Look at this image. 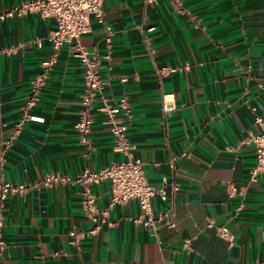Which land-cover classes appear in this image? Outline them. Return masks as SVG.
<instances>
[{"label":"crops","instance_id":"obj_1","mask_svg":"<svg viewBox=\"0 0 264 264\" xmlns=\"http://www.w3.org/2000/svg\"><path fill=\"white\" fill-rule=\"evenodd\" d=\"M26 1L0 0V14ZM179 1L182 12L175 0H104L110 60L103 58L105 26L95 18L79 40L102 57L108 103L128 99L133 157L144 163L151 185L166 186L168 199L153 200V227L137 221L134 200L110 208L113 226L78 245L69 233L91 227L84 186L46 187L43 179L75 178L125 157L113 150V134L96 108L91 149L81 142L75 125L84 66L75 44L62 48L38 102L26 108L56 21L36 13L0 20V184L27 186L0 198V264H264V175L250 182L255 118L264 117V0ZM165 67L179 71L161 75ZM163 94L174 95L175 112H162ZM229 184L240 190L234 198ZM91 190L98 207L108 209L110 183ZM209 220L228 227L234 244Z\"/></svg>","mask_w":264,"mask_h":264},{"label":"built area","instance_id":"obj_2","mask_svg":"<svg viewBox=\"0 0 264 264\" xmlns=\"http://www.w3.org/2000/svg\"><path fill=\"white\" fill-rule=\"evenodd\" d=\"M147 1L152 2L154 0ZM175 6L179 12H182L179 0H175ZM29 13L39 14L42 18L54 19L56 28L48 37L51 50L41 62L40 72L32 82L31 96L26 102V108H31L38 102L42 88L58 63L62 48L68 44H75L73 47L75 56L84 66V90L80 99L81 111L79 120L75 125L81 142L91 149L89 134L94 124L93 110L96 108L97 112L106 117V124L109 125L113 134V150L125 157L123 160L114 162L97 171L85 170L75 178L62 174H52L43 179L42 184L46 187L74 182L85 188L82 209L84 215L90 221L91 227L84 231H71L69 236L72 243L78 245L82 240L98 234L105 227H112L113 223L109 218V209L131 200L138 202L140 206L141 214L137 221L146 227H153L155 222L153 200L159 197L161 200L167 201V188L166 186L155 187L151 185L144 170V163L133 157V146L128 139V123L131 118L128 99L122 97L115 105L108 103L103 94L105 84L100 75L102 57L95 51L87 50L79 43L82 36L92 32V18H95L106 29L105 41L109 51L103 58L105 60L111 59L110 49L113 31L110 26L105 24L104 0H30L1 13L0 20L14 16H24ZM39 45H41L40 42ZM178 71L177 68L165 67L159 70V73L164 75ZM122 81L125 82L126 79L124 78ZM259 88L264 94V82L259 83ZM98 98H100V104L95 107ZM177 109L178 105L174 95L163 94L162 112L171 114ZM255 122L259 126V133L253 138L256 148V162L250 173V182H256L264 175V117L256 116ZM3 161L4 155H1L0 168H2ZM172 168H174L173 164ZM103 181L110 183L111 201L109 208L102 210L97 205L96 196L92 192L91 186L100 184ZM26 189L25 184L2 183L0 184V198L3 201L9 194L22 193ZM227 189L231 198L240 193V190L232 184H229ZM169 226L175 227V223L171 222ZM2 227L3 221L0 219V249L5 247V242L2 239ZM208 227H215L221 238L230 244H234L235 236L228 227H217L213 220H209ZM190 244L191 240L187 239L185 246L190 248Z\"/></svg>","mask_w":264,"mask_h":264}]
</instances>
